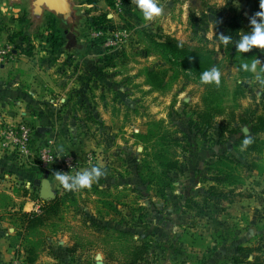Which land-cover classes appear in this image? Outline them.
Returning a JSON list of instances; mask_svg holds the SVG:
<instances>
[{
	"label": "rangeland",
	"instance_id": "1",
	"mask_svg": "<svg viewBox=\"0 0 264 264\" xmlns=\"http://www.w3.org/2000/svg\"><path fill=\"white\" fill-rule=\"evenodd\" d=\"M70 1L73 21L60 26L59 19L50 16L54 28L47 25V18H31L23 25L18 22L13 33H23L15 38L13 47L8 46L16 51L31 48L38 58L42 51L52 57L59 51L66 55L78 52L77 58L64 64L69 67L68 74L63 62L50 65L52 57L45 59L48 55L36 59L35 70L43 72L46 84L53 73L67 74L50 78L53 87L50 85L46 95L52 102L45 106L50 117L39 125L45 132L54 129L49 139L52 142L65 137L63 141L86 148L77 171L94 165L104 167L101 187L108 189V201L119 211L116 215L102 205L91 188L74 191L75 203L66 204L58 219L47 223L49 230L67 236L68 249L72 250L69 259L58 264H131L132 248L142 245L147 253L134 264H209L207 256L217 243L212 231L226 225V219L235 218L239 224L238 213L251 212L256 218L253 227H264V217L260 218L264 214V160L241 150V136L252 137L251 123L241 126V130H248L247 135L219 136L215 127L204 134L190 131L188 121L192 111L203 106L205 84L183 67L169 64L150 44V37H169L213 53L221 72L220 86L212 84L217 91L209 97L220 103L223 111L214 119L217 127L226 120L235 124L240 118L261 116L264 85L254 81L253 73L248 80L239 79L232 58L215 35H230L234 44L241 33L250 32L246 30L250 28L249 14L241 10L251 4L255 12L260 11L259 0H160L165 13L150 22L131 0H112V7H107L106 0H96L95 6L87 4L88 0ZM6 5H0L2 29H6L2 21ZM100 13L111 20L107 29L113 43L110 46L90 37L92 18ZM224 20L233 25L238 36L225 26L214 29V22ZM255 58L264 64V54ZM145 70L164 73L162 90H153L145 83ZM162 129L181 143L177 150L181 169L171 174L165 199H158L150 197L136 174L139 160L153 152L156 142L137 136ZM257 137L264 138V133ZM221 155L240 161L243 186L235 194L242 198L238 196L240 199L231 205L208 196L209 180L214 176L209 168ZM57 192L61 193L60 184ZM256 237L254 246H264L263 235Z\"/></svg>",
	"mask_w": 264,
	"mask_h": 264
},
{
	"label": "crops",
	"instance_id": "2",
	"mask_svg": "<svg viewBox=\"0 0 264 264\" xmlns=\"http://www.w3.org/2000/svg\"><path fill=\"white\" fill-rule=\"evenodd\" d=\"M2 3L7 4L6 11L4 10L7 14H4L2 20L3 24L5 23L4 27L6 29L0 33V47H13V43L11 44L8 41V37L16 29L18 20L26 21L32 18L31 2L30 0H1L0 5ZM45 15H48L47 12H43L41 19L46 20L47 18V25L54 28L55 22L50 21L52 19L50 16H55L49 14L46 17ZM59 21L60 26L66 25L60 19ZM75 40L76 37L74 38V42ZM67 47L69 48V45ZM47 55L48 58H45ZM77 56L78 52L66 55L60 54L59 51L52 57L46 51H42L39 58L44 57L48 60L49 57H52L50 65L58 63V66H60L63 62L61 66L67 72V68L69 67L64 64L69 63L71 59H75ZM39 58L35 55L27 57L20 53V51H15L12 54L11 60L0 64V125L25 123L37 131L42 126L39 125L41 120L50 117L45 111V106L52 102L46 95L50 87H53L50 78L52 76H61V74L62 76H67L68 72L66 75L64 73L58 74L57 72L53 73V75L51 74L46 80L48 83L46 84L42 81L44 79L43 72L39 73L35 70L36 59ZM50 73H47L46 77ZM53 134L54 129L47 130L43 134L37 132L36 137L33 136L32 139V148L43 146L46 140L53 137ZM62 138V141L60 137L54 140L53 148L55 152L59 155L73 157L80 166L79 168H81L85 159L86 148L80 145H71L63 141L65 137ZM60 146H63L64 149L62 153L58 151ZM53 171H48V180L52 191L56 195L59 183L52 175ZM44 173L45 171L39 166H30L14 160L10 152L0 148V264H13L16 261L26 264L24 262L26 257V240L28 242L32 239L30 237L23 238L25 232L21 228H16L12 215L17 213H33L36 207L40 206V188L36 186L35 182L42 180ZM36 196H38V199ZM224 203L227 205L226 202ZM238 215L240 216L239 221L241 220L239 224H237L235 218L226 219V225L222 224L223 227L219 226L217 230L212 231L217 235V243L215 244V249L213 248L214 250L212 249L213 251L207 256L210 258L209 264H231L232 258L236 255L237 246L252 247L255 245L253 242L256 235L262 234L264 237V227L255 228L252 225L253 221L256 220L253 213L248 212L244 215L243 213H238ZM262 217H264V214L260 216V218ZM20 233L21 236L19 235ZM43 233L45 243L38 251V256L32 264H58L61 261L66 262L70 257L67 252L70 245L66 242L68 241L67 236L57 232L53 233L47 228L43 230ZM261 247L262 253L260 254L264 256V246ZM254 256H256V253L249 257V260Z\"/></svg>",
	"mask_w": 264,
	"mask_h": 264
},
{
	"label": "trees",
	"instance_id": "3",
	"mask_svg": "<svg viewBox=\"0 0 264 264\" xmlns=\"http://www.w3.org/2000/svg\"><path fill=\"white\" fill-rule=\"evenodd\" d=\"M106 2L108 7L113 6L112 0H106ZM96 3V0H88V4L92 6H95ZM223 11L224 10L220 13L221 15H223ZM244 11L248 12V19L256 13L253 6L251 7V4H247V7L245 6V8L241 10V13ZM219 12L221 11L219 10ZM221 15L218 16L221 17ZM18 22L21 25L27 23L22 20H18ZM110 22L111 20L106 14L100 13L92 18V31L102 30L103 32H107ZM213 25L214 29L225 26L234 36H238V31L233 25L227 23L226 20L222 23L216 21ZM3 30L4 29L0 27V33ZM246 30H251V27ZM22 33L23 32L20 30L11 34L8 37V41L14 44V39L21 36ZM219 34L216 32V38H218L217 35ZM150 39L152 47L160 53L165 61L169 64L183 67L187 71H190L196 78L200 79L201 73L211 69L213 66L219 69L218 63H215L212 58L213 53L210 51L195 50L169 37L158 38L157 40L150 37ZM98 42H102V40ZM221 46L225 53L232 58L237 68L239 79H250L253 74L241 70L240 65L242 62L251 63L254 57L264 54V51L254 48L248 53H239L236 52L234 44H229L227 47L221 44ZM15 49L17 50V48L10 50V54H13V52L16 51ZM20 53L27 57L32 55L31 48H25L20 51ZM143 75L145 83L151 89L156 91L163 89V72L145 70ZM216 91L217 87H213L212 84L204 85L202 97L203 106L192 111V116H190L188 121L190 131H194L196 134H204L207 130L215 127L219 136H221L225 133L236 134L242 132L241 126L246 127L251 123L253 143L244 151L247 154L255 153L264 160V138L257 137L259 134L264 133V111L261 116L240 118L235 124H233L232 120H226L217 127L214 119L216 116L221 115L223 111L220 107V103H214L209 99L211 95L216 94ZM158 124L159 123H156L154 125L157 126ZM158 127H160V124ZM162 130L163 131L156 133L148 130L146 135L137 136L145 142H147L148 139H153V141L156 142L153 152L151 154L147 153L148 155H145L144 158L139 160L136 174L140 183L146 187V192L148 194L150 193V197L158 199H165L166 192L172 183L171 174L181 169V162L177 156V150L181 148V143L179 139H176L175 136L173 137L170 132L168 133L164 129ZM244 138L245 136H241L240 140L243 141ZM239 165L240 161L234 160L231 156L221 155L216 157V162L209 168L214 173V176L209 180L212 183V185L208 187L209 197L224 201L229 205L234 204L240 199L238 196L241 197L242 195L239 193L235 194L238 188L243 186V179L239 174ZM102 184L103 182L100 179L98 183L92 185L91 189L93 193L102 199L103 202H100L102 205L112 208V211L118 215L119 211L113 206V201H108L110 197V194H107L108 189H102ZM36 198L38 199V196H36ZM39 202V213H17L12 215V220L16 228H21L25 232L23 238L30 237L32 239L28 242L26 240V257L24 259L26 264L35 262L38 251L44 245L43 230L46 228L48 229L49 225L47 223L50 222L51 219H58L61 209H63L66 204L75 203V194L74 191H65L61 186V193L57 192L54 200H39ZM49 231L55 233V230ZM19 235L21 236V233ZM141 247L142 248H132L131 264L140 261L142 255L147 253L146 247L143 245ZM67 252L70 254L72 250L69 249ZM254 253H256V256L249 260V257ZM260 253H262L261 245L252 247L239 245L236 247V255L232 258L231 264H264V256Z\"/></svg>",
	"mask_w": 264,
	"mask_h": 264
},
{
	"label": "clouds",
	"instance_id": "4",
	"mask_svg": "<svg viewBox=\"0 0 264 264\" xmlns=\"http://www.w3.org/2000/svg\"><path fill=\"white\" fill-rule=\"evenodd\" d=\"M131 3L141 12L145 21H153L165 13V6L160 3V0H131ZM259 9L260 11L249 18L251 31L241 33L238 41L234 43L236 52L248 53L254 48L264 51V0H259ZM217 37L225 47L233 43V38L230 35L220 33ZM240 68L245 72L253 73L254 81L264 85V64L260 59L255 58L251 60V63H242ZM200 82L202 84H215L219 87L221 82L220 70L213 66L204 71L200 75ZM252 143L253 138L251 136L245 137L241 150H245ZM58 151L62 153L64 151L63 146H60ZM52 175L65 191H80L90 189L93 183H98L106 175V172L102 165H94L77 171L74 175L62 171H53Z\"/></svg>",
	"mask_w": 264,
	"mask_h": 264
},
{
	"label": "built area",
	"instance_id": "5",
	"mask_svg": "<svg viewBox=\"0 0 264 264\" xmlns=\"http://www.w3.org/2000/svg\"><path fill=\"white\" fill-rule=\"evenodd\" d=\"M91 39L94 42L101 41L104 46L112 45V40L108 38L107 32L102 30L91 32ZM12 59L10 48L0 47V64ZM35 131L25 123L17 125H5L0 129V148L11 153L14 160L23 162L30 166H39L44 171L54 170L68 173L77 172L78 164L73 157L59 155L54 150L52 141H47L42 147L32 148L33 133ZM39 213V207L35 211ZM13 264H23L16 261Z\"/></svg>",
	"mask_w": 264,
	"mask_h": 264
},
{
	"label": "water",
	"instance_id": "6",
	"mask_svg": "<svg viewBox=\"0 0 264 264\" xmlns=\"http://www.w3.org/2000/svg\"><path fill=\"white\" fill-rule=\"evenodd\" d=\"M16 1V0H11ZM192 1V0H188ZM31 2V17L34 20L41 19L43 12H47L55 15L66 25L73 21L74 14L72 11V3L70 0H30ZM37 132L43 134L44 128H39ZM242 132L247 135L248 130L243 128ZM36 186H39V197L42 201H51L55 199V193L51 189L50 182L48 180V171H45L42 180L35 182Z\"/></svg>",
	"mask_w": 264,
	"mask_h": 264
}]
</instances>
